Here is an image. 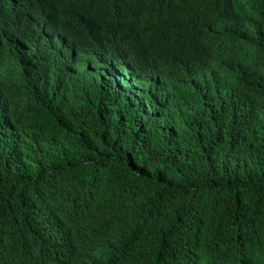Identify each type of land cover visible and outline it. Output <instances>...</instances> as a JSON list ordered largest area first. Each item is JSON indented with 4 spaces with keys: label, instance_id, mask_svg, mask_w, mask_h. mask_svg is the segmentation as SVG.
Masks as SVG:
<instances>
[{
    "label": "trees",
    "instance_id": "1",
    "mask_svg": "<svg viewBox=\"0 0 264 264\" xmlns=\"http://www.w3.org/2000/svg\"><path fill=\"white\" fill-rule=\"evenodd\" d=\"M0 264H264V0H0Z\"/></svg>",
    "mask_w": 264,
    "mask_h": 264
},
{
    "label": "clouds",
    "instance_id": "2",
    "mask_svg": "<svg viewBox=\"0 0 264 264\" xmlns=\"http://www.w3.org/2000/svg\"><path fill=\"white\" fill-rule=\"evenodd\" d=\"M235 1H240V2H243L244 0H235Z\"/></svg>",
    "mask_w": 264,
    "mask_h": 264
}]
</instances>
